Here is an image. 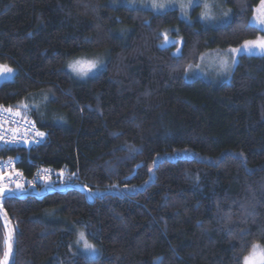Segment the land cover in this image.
I'll use <instances>...</instances> for the list:
<instances>
[{"label": "trees", "instance_id": "obj_1", "mask_svg": "<svg viewBox=\"0 0 264 264\" xmlns=\"http://www.w3.org/2000/svg\"><path fill=\"white\" fill-rule=\"evenodd\" d=\"M108 1L0 0V64L14 70L0 104L49 132L21 165L73 175L1 200L0 261L9 238L8 264H243L264 245V55L241 54L229 80L186 71L264 33L250 21L261 0H224L222 25ZM101 52L94 76L69 70ZM43 94L48 114L23 107Z\"/></svg>", "mask_w": 264, "mask_h": 264}, {"label": "rangeland", "instance_id": "obj_2", "mask_svg": "<svg viewBox=\"0 0 264 264\" xmlns=\"http://www.w3.org/2000/svg\"><path fill=\"white\" fill-rule=\"evenodd\" d=\"M108 2L114 6L126 5L129 7H141L144 9H149L155 13H164L168 11L169 9L179 8L182 18L188 21H193L194 18H198L208 25H222V24L227 23L232 17L231 11L229 7L225 4L224 0H191V2L190 0H109ZM154 3L163 4L164 7L163 8L153 7ZM260 8H261V3L256 8L253 16L251 17V20H250L251 23L253 21L254 16L258 14V10H260ZM202 13L205 14L204 17H202ZM225 13H228L227 17H225L224 15ZM252 24L256 25L260 30L264 32V25H259L255 23H252ZM163 36H164L165 41H167V43H171V42L179 43L182 41L181 37H173L171 35V29L165 30L163 33ZM260 38H264V33L259 34L257 38L249 39L248 41H254ZM243 44L238 47H232L230 49H210L204 52L198 63L196 64L192 63L189 65L186 71V78L188 80H192L197 77H205L211 80H218V79L229 80L231 78V72L235 68V65L241 54L245 53L248 55H264V49H259V48H253L251 53H248V52L233 53L230 51L231 49H234V48H241ZM106 55L107 54L104 52H101L99 54H93V55H81L70 61L72 62L73 60H77L81 58H84L87 60L98 58L99 60L103 61L102 65H98L97 69L90 71L89 74L85 77H78L75 73L72 72L71 69L69 70L76 78L80 80L88 79L94 76L95 74H97L99 70L104 66L106 57H107ZM221 60H227L228 62L227 67L222 66ZM233 60L235 61V63H233ZM13 75H14V70L12 72H6V71L0 70V82L5 79L11 78ZM46 100H47V95L43 94L39 96L38 98H33V99H30L29 101H26L24 105L31 106V107H38L44 113L48 114V107H47ZM50 115L56 122H60L63 120V117L55 111H53ZM56 186L59 189H65L66 184L62 182V183L57 184ZM45 190H46L45 186L43 187V189H39L38 187H36V191L38 192L43 193L45 192ZM19 191L21 192L23 190L19 189ZM104 192H105V189L90 190V196L93 198L94 194H102ZM0 209H1V198H0ZM81 232L82 231H80L79 234ZM79 234H78V237H79ZM87 241L90 244H92L88 239ZM9 244L11 245V242L8 238L7 249H8ZM255 245L258 246L255 252V255L252 256V253H253V249H252L251 252L247 256H252V264H260L262 254H264V245L260 243H257ZM76 247L78 250L85 252L88 256L93 257V256H96L98 253V249L96 247H95L96 252L94 254L89 253V250L84 248L83 242H81L80 244H77V241H76ZM10 255L7 257L5 256L2 261H6V264H8V262L10 261Z\"/></svg>", "mask_w": 264, "mask_h": 264}, {"label": "built area", "instance_id": "obj_3", "mask_svg": "<svg viewBox=\"0 0 264 264\" xmlns=\"http://www.w3.org/2000/svg\"><path fill=\"white\" fill-rule=\"evenodd\" d=\"M0 104V188L19 191L30 186L40 188L65 180L73 175L65 168H55L49 165H37L31 175H26L21 165L22 152L27 151L49 139V132L41 128L36 121L29 119L20 112ZM43 133V136L37 135ZM11 148L20 149L17 155H8ZM19 185V187H18Z\"/></svg>", "mask_w": 264, "mask_h": 264}, {"label": "snow or ice", "instance_id": "obj_4", "mask_svg": "<svg viewBox=\"0 0 264 264\" xmlns=\"http://www.w3.org/2000/svg\"><path fill=\"white\" fill-rule=\"evenodd\" d=\"M191 2V0H190ZM153 7H159L163 8V4H153ZM183 7V5H182ZM225 17H227L228 13L224 14ZM205 14L202 13V17H204ZM252 23L264 25V0H261V8L258 10V14L254 16ZM253 48H259L264 49V38H260L254 41H244V44L241 48H234L230 51L233 53H241V52H248L251 53ZM233 63L235 61L233 60ZM103 61L97 59L87 60L84 58L73 60L68 64V68L72 70L73 73H75L78 77H85L89 74L90 71L97 69L98 65H102ZM222 66L227 67V60H221ZM0 70L6 71V72H12L13 69L9 68L7 65H0ZM23 107H27V105H24ZM9 112H11V109H8ZM37 135L43 136V133H37ZM134 151V149H131ZM152 169L149 168V172H151ZM19 187V185H18ZM4 189L0 188V194H3ZM83 242L84 248L89 250V253L94 254L96 252L95 246L90 244L83 232L79 234V237L77 239V244H80ZM257 245H252L253 253L252 256L255 255V252L257 250ZM11 254V245H8V249L5 251L4 255L7 257ZM252 256H245L243 258V264H252ZM0 264H6V261H0ZM260 264H264V254H262Z\"/></svg>", "mask_w": 264, "mask_h": 264}, {"label": "water", "instance_id": "obj_5", "mask_svg": "<svg viewBox=\"0 0 264 264\" xmlns=\"http://www.w3.org/2000/svg\"><path fill=\"white\" fill-rule=\"evenodd\" d=\"M54 187L55 186L53 184L46 185L45 186V189H46L45 192L54 189ZM56 188H58V187L56 186ZM61 190H63V189H61ZM45 192H43V193H45ZM30 193H32V194H43L42 192L36 191V186H30V187H28L27 189H25V190H23L21 192L20 191H13V190H10V189H4L3 194H0V198L2 200L7 195H11V194H30Z\"/></svg>", "mask_w": 264, "mask_h": 264}]
</instances>
